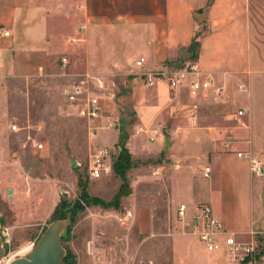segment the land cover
I'll return each mask as SVG.
<instances>
[{"label":"crops","instance_id":"0c3cea01","mask_svg":"<svg viewBox=\"0 0 264 264\" xmlns=\"http://www.w3.org/2000/svg\"><path fill=\"white\" fill-rule=\"evenodd\" d=\"M197 33L202 72L228 88L221 98L198 100L210 108H200V127L190 120L188 85L147 86L135 64L144 56L146 70L169 67L189 52ZM62 66L71 78L89 73L107 84L109 98L95 120L98 147L117 149L127 132L130 175L149 168L162 178L159 201L148 199L136 211L144 243H166L169 264H240L225 250L208 251L193 218L201 203H209L226 230L244 242L256 238L250 231L264 221V179L253 177L248 159L235 152L264 155V119L257 116L264 111V0H0V87ZM237 81L247 90L231 95ZM239 108L247 111L243 124L234 120ZM107 122L116 123L115 134ZM233 122L242 126H229L235 150L225 151L221 139ZM181 204L187 206L184 219Z\"/></svg>","mask_w":264,"mask_h":264},{"label":"rangeland","instance_id":"374dc122","mask_svg":"<svg viewBox=\"0 0 264 264\" xmlns=\"http://www.w3.org/2000/svg\"><path fill=\"white\" fill-rule=\"evenodd\" d=\"M189 60L190 52L181 62ZM68 74L62 66L55 74L0 87V239L5 252L19 250L25 256L52 222L63 220L68 223L61 241L63 264H169V246L159 240L145 244L134 222L139 206L161 198L159 172L148 168L130 175L132 167L130 193L119 201L114 198L122 179L114 170L99 179L90 176L99 123L88 116L84 103L68 100L66 90L78 77ZM242 84L235 82L231 95ZM201 109L210 110L207 105ZM257 116L262 121L264 111ZM236 123L227 126H242ZM110 149L114 162L119 149ZM259 231L262 249L264 221Z\"/></svg>","mask_w":264,"mask_h":264},{"label":"built area","instance_id":"2783aa9c","mask_svg":"<svg viewBox=\"0 0 264 264\" xmlns=\"http://www.w3.org/2000/svg\"><path fill=\"white\" fill-rule=\"evenodd\" d=\"M9 35V32H4ZM63 62L68 63L67 57H63ZM147 59L144 56L139 57L135 64L142 70L141 76L147 86H154L158 82H165L172 89H177L188 85L189 96L194 99L190 106V120L192 125H198V112L200 110L201 98H207L213 95L215 98H221L228 92L226 85L215 82L213 77L205 75L197 60H189L181 67H163L146 70ZM108 87L103 78L94 74H81L76 81L66 90V96L71 102H82L86 105L88 116L91 119H98L103 112L102 101L109 98ZM240 91H245L244 84L239 86ZM246 109L239 108L234 120L243 124L242 117L246 114ZM16 128L17 126L14 125ZM109 128H116L115 122L108 124ZM157 136V130L151 136L154 140ZM236 139L230 134L221 139L222 148L225 151H234ZM38 148H43V143L37 144ZM239 157H245L250 163V170L253 177L264 178V155L252 151L235 150ZM113 153L110 148L104 147L96 150L91 155L89 161V173L94 179H99L113 172ZM210 167L206 168L205 176L210 175ZM187 206L181 204L178 208L179 217L184 219ZM193 225L198 228V236L206 245L208 251L217 252L225 250L228 258L232 262L240 264H261L264 259V253L259 246V241L254 238L252 241H240L234 233L226 230L223 221L214 214L213 207L209 203H201L198 206V212L194 215ZM250 234L256 237L261 231L253 229ZM34 244L32 245V247ZM31 247V248H32ZM19 250L5 252L0 259V264H12L20 257Z\"/></svg>","mask_w":264,"mask_h":264},{"label":"water","instance_id":"95a60500","mask_svg":"<svg viewBox=\"0 0 264 264\" xmlns=\"http://www.w3.org/2000/svg\"><path fill=\"white\" fill-rule=\"evenodd\" d=\"M67 225L68 223L63 220L52 222L31 252L16 258L12 264H63L66 251L61 241ZM4 255L5 248L0 239V259Z\"/></svg>","mask_w":264,"mask_h":264},{"label":"trees","instance_id":"16d2710c","mask_svg":"<svg viewBox=\"0 0 264 264\" xmlns=\"http://www.w3.org/2000/svg\"><path fill=\"white\" fill-rule=\"evenodd\" d=\"M200 37L201 33H197L195 38L193 39L191 46L188 49L191 53V60L197 59L198 51L200 48ZM183 65L184 63L181 61L177 63H169V66L173 67H181ZM128 136L129 134L127 132L122 131L120 141L117 144L119 152L113 162L114 172L122 179L120 189L114 198L115 201H119L121 197L130 193L128 174L131 168L133 167V160L129 149L126 146ZM262 253H264V245L262 248Z\"/></svg>","mask_w":264,"mask_h":264}]
</instances>
